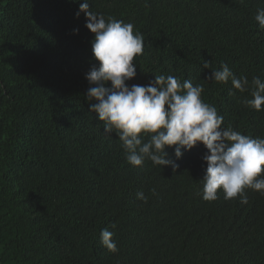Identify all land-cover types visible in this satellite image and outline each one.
<instances>
[{"label": "trees", "instance_id": "16d2710c", "mask_svg": "<svg viewBox=\"0 0 264 264\" xmlns=\"http://www.w3.org/2000/svg\"><path fill=\"white\" fill-rule=\"evenodd\" d=\"M82 2L0 0V264H264V195L202 199V143L179 159L166 146L175 170L132 166L89 111L85 73L99 62L76 15ZM258 8L264 0H89L144 37L129 86L161 74L191 80L222 127L264 138V110L241 102L253 76L264 80ZM221 63L248 78V91L207 80ZM103 228L117 252L101 244Z\"/></svg>", "mask_w": 264, "mask_h": 264}, {"label": "clouds", "instance_id": "9594fccd", "mask_svg": "<svg viewBox=\"0 0 264 264\" xmlns=\"http://www.w3.org/2000/svg\"><path fill=\"white\" fill-rule=\"evenodd\" d=\"M80 12L85 14V26L94 34L93 59L99 62L85 73L89 84L95 85L86 93L88 101L95 100L89 111L103 122L106 134L116 133L128 163L142 166L148 159L153 165H171L175 170L178 164L167 158L166 146H175L179 159L182 149L191 150L202 143L207 149L202 157L207 162L202 199L213 201L222 190L225 200L239 196L240 202L246 204V188L264 195V138L244 135L230 124L222 127L224 117L202 99L203 85L194 86L191 80L181 82L173 75L161 74L147 85L129 86L126 81L137 75L135 57L144 51L143 35L134 34L131 23L112 16L106 19L103 13L90 10L89 0L79 3L77 17ZM255 20L264 29V8L257 9ZM204 67L210 68L209 62L205 61ZM207 80H231L233 88L241 93L249 89L248 78L236 77L226 63H221L219 70L212 69ZM109 81L111 87L105 86ZM251 88L252 98L241 102L256 111L264 110V80L253 76ZM229 94H233L231 89ZM137 198L147 200L143 192H137ZM113 235L103 228L100 240L107 250L117 252Z\"/></svg>", "mask_w": 264, "mask_h": 264}]
</instances>
